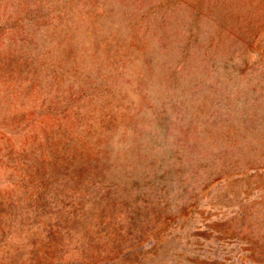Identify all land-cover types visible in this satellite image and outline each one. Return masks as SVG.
<instances>
[{
  "label": "rangeland",
  "instance_id": "374dc122",
  "mask_svg": "<svg viewBox=\"0 0 264 264\" xmlns=\"http://www.w3.org/2000/svg\"><path fill=\"white\" fill-rule=\"evenodd\" d=\"M0 264H264V0H0Z\"/></svg>",
  "mask_w": 264,
  "mask_h": 264
}]
</instances>
